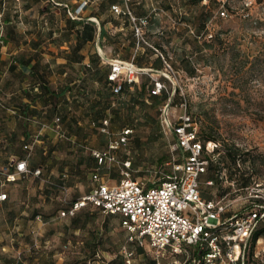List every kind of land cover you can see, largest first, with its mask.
<instances>
[{"label":"rangeland","instance_id":"1","mask_svg":"<svg viewBox=\"0 0 264 264\" xmlns=\"http://www.w3.org/2000/svg\"><path fill=\"white\" fill-rule=\"evenodd\" d=\"M55 1L27 8L26 0H0V70L6 69L8 51L17 52L18 59L29 54L32 39L38 40L40 52L65 54L75 42L69 18H92L96 31L101 24L105 28L100 41L89 45L90 50L99 46L105 56L104 69L117 62H133L143 71L122 94L112 96L107 84L93 80L75 93L77 102L69 110L61 113L49 105L37 108L35 115L26 110L27 119L22 112L31 95L17 93L11 102L5 91L6 77L0 79L1 101L7 107L18 106L21 115L0 107V163L22 156L24 144H32L30 165L41 164L42 169L38 177L28 175L6 187L8 200L0 206V264H152L154 257L162 264L183 261L168 253L157 255L147 243L145 252L138 254L116 216L87 208L77 221L61 217L65 195L52 182L59 183L60 174L65 173L67 198L83 195L94 184L89 179L96 168L93 152L106 150L124 129L132 133L125 145L113 151L118 163L98 170L104 180L119 181L125 161H130L133 179L152 181L164 176L170 170L166 163L174 155V136L164 126L161 109L170 98V112L180 113L177 103L185 96L201 134L223 146H235L243 160L240 172L228 158L217 160L223 167L221 181L206 185L209 173L203 175V196L221 198L229 213H242L257 202L256 191L264 187V0H228L225 17L218 14L222 0ZM246 1L251 5L246 6ZM113 5L128 8L136 18L140 40L133 35L134 22L114 11ZM11 28L14 32L7 34ZM154 48L169 67L163 60L161 68L153 65L158 54ZM155 80L163 82L165 89L149 96ZM64 112L72 121L61 120ZM32 123L36 131L24 136ZM42 127L45 130L40 134ZM52 128L61 129L60 134ZM242 172L249 177L248 186L241 184ZM92 246L95 255L90 254ZM263 248L260 238L250 264H264ZM130 251L133 255L128 256L125 252Z\"/></svg>","mask_w":264,"mask_h":264},{"label":"built area","instance_id":"2","mask_svg":"<svg viewBox=\"0 0 264 264\" xmlns=\"http://www.w3.org/2000/svg\"><path fill=\"white\" fill-rule=\"evenodd\" d=\"M227 2L222 0L219 6L218 14L222 17L228 15ZM245 5L250 6L251 1H246ZM81 9L70 13L71 17ZM112 9L130 17L134 22L135 36L140 40L141 27L128 8L122 10L113 5ZM138 22L140 24L141 20ZM155 51L169 67L161 52L157 49ZM141 71L143 69L133 62L114 63L108 75V79L115 82L114 93L120 92L123 82L131 84L135 75ZM153 84L152 95H158L165 89V84L160 80H155ZM177 104L180 108L178 114L170 112V98L161 109L164 126L174 136L171 145L174 155L166 163L170 167L168 173L150 182L139 181L130 176V161L121 162L123 176L117 183L109 184L100 174L94 173V184L89 192L73 201L64 196L63 202L67 208L61 209L60 216H73L81 208L92 205L103 214L119 215L121 226L128 232L129 241L141 246L147 243L157 255L168 253L184 259H175L174 264H185L187 260L192 264H246L251 237L264 218V187L256 191L257 202L253 201L242 213L227 218L223 214L228 204L222 199H203L199 178L206 172L210 161L223 152V146L216 140L203 144L199 138L198 123L188 110L186 97L182 96ZM103 123L107 124V121ZM131 133V129H124L118 138L110 140L106 150L94 151L93 156L98 164L110 166L118 163L113 151L125 145ZM24 149L28 157L32 144H25ZM40 174V168L28 167L26 158L0 165V205L7 199V193L2 189L7 183ZM206 184L211 185L212 181ZM62 189L66 194V187ZM189 248L195 250L194 257ZM125 253L131 255V252Z\"/></svg>","mask_w":264,"mask_h":264},{"label":"crops","instance_id":"3","mask_svg":"<svg viewBox=\"0 0 264 264\" xmlns=\"http://www.w3.org/2000/svg\"><path fill=\"white\" fill-rule=\"evenodd\" d=\"M82 21H88L94 24L92 18H87ZM100 33L101 26H99L97 31L95 29L93 40L82 43L81 47L78 49L74 48L77 43L76 34L71 33V35L73 34L75 36L74 46L69 51H66L65 54H59L55 51L53 53L40 52L38 49L30 48L32 52L30 51L23 59H18L16 57L17 52L8 51L7 57H9V61L6 65V69L0 70V79L4 80V77H6L5 91L8 99L14 102L17 93L19 95H21L22 92H24V94L29 93L31 96L30 99H25V106L29 105L31 108L35 106L36 108L43 109L46 106L54 104L61 112L62 109L69 110L73 101L77 102L75 99H78V95L75 93H79L80 90H83L88 82L97 80V82L101 83L103 86L104 79L106 75L109 74L110 67L105 66L104 69L105 56L99 53V46L97 47L98 50L89 49L90 44L100 41ZM98 66H101V70H99L100 68ZM46 89L55 90V92L61 89L67 90L64 95L53 98L50 97L49 93L44 95L41 94V92ZM2 90V87H0V93ZM67 92L68 94H66ZM34 97L35 99L33 100ZM8 108H17L20 113L18 106L11 105ZM17 116L21 117L19 114ZM69 118L70 117H68V119ZM23 119H27L25 115ZM34 126L35 124L32 123V126L26 127L24 134L27 137L31 136V132L36 131ZM44 130L45 127H42L38 130V133L41 134ZM51 131L60 134L61 129L56 131L52 128ZM113 180L111 184L118 182L115 179ZM262 240L264 243V239Z\"/></svg>","mask_w":264,"mask_h":264},{"label":"trees","instance_id":"4","mask_svg":"<svg viewBox=\"0 0 264 264\" xmlns=\"http://www.w3.org/2000/svg\"><path fill=\"white\" fill-rule=\"evenodd\" d=\"M27 1V8H29V7H31L32 5H35V4H37V3H39L40 1H48V2H50V1H54V0H26ZM198 1H201V0H198ZM55 2H58V3H60L61 1H55ZM124 15H126V14H124ZM127 17H129L128 15H127ZM7 22V21H6ZM76 25H80L81 26V28H76ZM68 26H69V31H70V33H75L76 34V40H77V43H76V45H75V49H78V48H80L81 47V45H82V43H85V42H88V41H92L93 40V38H94V35H95V26H94V24L93 23H91V22H88V21H77V20H73V19H71V18H69V20H68ZM101 26V33H100V36H101V38H102V36H103V34H104V32H105V28H104V25L103 24H101L100 25ZM14 32V29L13 28H11V29H9V30H7V34H8V32ZM9 32V33H10ZM133 35H135V32H133ZM5 41H6V39H4ZM25 43V42H24ZM29 45H30V47L31 48H33V49H37L38 48V46H39V42H38V40H35V39H32V40H30L29 41ZM153 53H156V52H153ZM162 54V53H161ZM163 55V54H162ZM163 57H164V55H163ZM153 65L154 66H156L157 68H161L162 66H163V62H162V58H161V56L160 55H158V54H156V58L154 59V62H153ZM111 70V69H110ZM109 73H110V71H109ZM109 75V74H108ZM108 75H106V77H105V79H104V84H107L110 88H111V95L112 96H114V95H119V94H122V91H124L125 90V88H126V86H127V83L126 82H123L122 83V88H121V90H120V92H118V93H114V91H113V88H114V86H115V82H113V81H111V80H109L108 79ZM153 82H152V84H151V86H150V88H149V96H154V95H152L151 94V89L153 88ZM67 89H61L60 91H57V92H55V90H51V89H46V90H43L42 92H41V94L42 95H44V94H46V93H49V95H50V97H58V96H61V95H64L65 94V91H66ZM35 99V97L33 98V100ZM166 102V101H165ZM53 105V108H54V110L56 109V111H58V108H57V106L56 105H54V104H52ZM52 105H50V106H52ZM0 107H2V108H4L5 110H7L10 114H13V115H20V113L18 112V109L17 108H8L7 106H5V104H3V102L0 100ZM19 108V107H18ZM19 110H20V108H19ZM26 110H30L31 111V113L33 114V115H35V113H38V111H37V108L34 106L33 108H31L29 105H27V106H25L24 107V111L22 112V115L24 116H26L27 115V112H26ZM67 110V109H66ZM62 113V112H61ZM60 118H58V120H59ZM61 120L63 121V122H67L68 120H69V122L70 121H72V118L70 117L69 119H68V116H67V113H63V115H62V118H61ZM104 120H106V119H103L102 120V123H103V121ZM123 131V130H122ZM122 131L120 132V134L122 133ZM24 133H25V131H24ZM119 134V135H120ZM131 135V134H130ZM129 135V136H130ZM24 136H26L25 134H24ZM129 136H128V138H129ZM128 138H127V141H128ZM199 138H200V140L203 142V144H205L207 141H209V140H214V139H212V138H209V137H207V136H203L202 134H201V131L199 130ZM25 145V144H24ZM223 146V145H222ZM51 150L53 151V149L51 148V149H49L48 151H46V152H44V153H47V152H51ZM31 154V153H30ZM30 156V155H29ZM29 156L27 157V151H26V153H24V154H22V156H15L14 158H12V159H10V160H8L7 162H5V163H0V165H6V164H8L11 160H13V159H22V158H26L27 159V164H28V167L30 168V169H37V168H40V170H41V173H42V169H41V164L38 166V167H35V165L33 166H31L30 165V162H29ZM223 157H226V158H228L229 160H230V163H231V165L236 169V170H238L239 172H240V168L238 167L240 164V161L241 162H243V160L241 159L242 158V155L240 154V152H239V150L235 147V146H228V147H226V146H223V152L222 153H220L219 155H218V159H216V160H211L210 161V163H209V165H208V168H207V170H206V172L204 173V174H202L201 176H200V178H199V182H200V186H199V189H200V194H201V197L203 198V199H205V200H209V199H214V200H218V199H221V198H218V199H215V198H213V197H204L203 196V194H202V191H201V183H202V176L203 175H205V174H207V173H209V176H207V180L205 181V183L207 182V181H212V184L210 185V186H212V185H214V183H218V182H220L221 181V173H222V171H223V167L222 166H220V164H219V162L218 161H220L219 159L220 158H223ZM218 160V161H217ZM94 161H95V164H96V168L90 173V175H89V179H90V181L91 182H93L92 181V176H93V174L94 173H98L99 174V172H98V170L99 169H101V168H107L108 169V167L109 166H106V165H101V164H98V162H97V159L94 157ZM156 172V174L158 173V171H155ZM31 176H33V177H38V176H34V175H31ZM60 181H59V183H53L52 182V184L53 185H55L61 192H63L64 193V191H62L63 189H62V187L63 186H65L66 187V184H65V180H64V178L65 177H67V174H65V173H61L60 174ZM103 177V176H102ZM21 178H19V179H17L15 182H12V183H7L5 186H4V188H2L3 189V191H5L6 193H7V186L8 185H12L13 183H16L17 181H19ZM103 179H104V177H103ZM240 180H241V184L243 185V186H248V183H249V177H247V176H245V173L244 172H242L241 173V176H240V178H239ZM150 182V181H149ZM206 185H208V184H206ZM92 186L93 185H91L90 187H89V189L85 192V193H87V192H89L90 191V189L92 188ZM66 189H67V187H66ZM84 193V194H85ZM63 195H65L66 197H67V193L65 194H63ZM80 196H82V195H80ZM79 196V197H80ZM76 198H78V197H73L72 195L69 197V198H67L69 201H73V200H75ZM8 200V193H7V199L0 205V206H2L6 201ZM64 208H67V204H65V203H60V208L59 209H64ZM87 208H91V209H94V210H96L98 213H100V214H103L101 211H100V209L99 208H97V207H94V206H92V205H88V206H86V207H84V208H81L80 210H78L76 213H75V215H73V216H66V217H71V218H73L72 220L73 221H77V218H78V216H79V214L83 211V210H85V209H87ZM233 214H235V213H229L228 212V208H227V210L225 211V213L223 214V217H225V218H227V217H229V216H231V215H233ZM105 216H116V217H118V219H119V224H120V226H121V219H120V216L119 215H114V214H104ZM126 233H127V237H128V232L126 231ZM260 238H262V239H264V218L259 222V225H258V227L256 228V230L254 231V233H253V235H252V237H251V241H250V244H249V246H248V249H247V255H246V264H250V259L251 258H253L254 257V247H255V244H256V241L257 240H259ZM134 244H136V250H137V253L138 254H142V253H144L145 252V245L144 246H141V245H139L138 243H136V242H133ZM89 244V245H88ZM86 246L88 247V246H91L90 245V243H87L86 244ZM94 246H92L91 247V249H93V251L92 252H90V254H92V255H95V250H94ZM190 249V253H191V256L192 257H194L196 254H195V250H193V248H189ZM131 252V251H130ZM164 254H166V253H163V255ZM131 255H133V252H131ZM130 255V256H131ZM173 257V256H172ZM85 258H87V256H85ZM174 258V257H173ZM152 264H162V262L160 261V259L159 258H156V257H154V259L152 260ZM185 264H192L191 263V261L190 260H187L186 261V263Z\"/></svg>","mask_w":264,"mask_h":264},{"label":"bare ground","instance_id":"5","mask_svg":"<svg viewBox=\"0 0 264 264\" xmlns=\"http://www.w3.org/2000/svg\"><path fill=\"white\" fill-rule=\"evenodd\" d=\"M260 240V239H259Z\"/></svg>","mask_w":264,"mask_h":264}]
</instances>
